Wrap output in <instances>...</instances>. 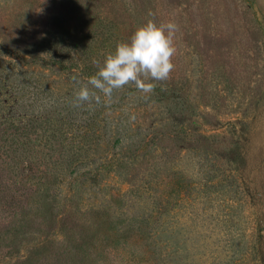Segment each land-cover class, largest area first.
<instances>
[{
    "label": "rangeland",
    "instance_id": "374dc122",
    "mask_svg": "<svg viewBox=\"0 0 264 264\" xmlns=\"http://www.w3.org/2000/svg\"><path fill=\"white\" fill-rule=\"evenodd\" d=\"M88 4L91 65L174 21L169 78L74 107ZM6 115L0 264H264V0H0Z\"/></svg>",
    "mask_w": 264,
    "mask_h": 264
},
{
    "label": "clouds",
    "instance_id": "9594fccd",
    "mask_svg": "<svg viewBox=\"0 0 264 264\" xmlns=\"http://www.w3.org/2000/svg\"><path fill=\"white\" fill-rule=\"evenodd\" d=\"M177 31L174 21L157 24L149 19L135 26L126 41L117 42L102 61H94V75L86 82L76 81L73 106L100 104L101 96L104 102L111 103L114 93L129 85L150 94L155 87L150 81L166 80L174 70Z\"/></svg>",
    "mask_w": 264,
    "mask_h": 264
},
{
    "label": "trees",
    "instance_id": "16d2710c",
    "mask_svg": "<svg viewBox=\"0 0 264 264\" xmlns=\"http://www.w3.org/2000/svg\"><path fill=\"white\" fill-rule=\"evenodd\" d=\"M92 9H93V7L89 4L86 6V11H88V15H87V18L85 19V23L83 24V22H81V25L79 27L80 30H78L77 26H76V28H74V30H72V33L70 35V40H67L69 42V45L71 46L72 53L75 54L76 56H79L78 57L79 65L81 64L80 66L82 68V71L84 74H86L87 78L94 75L97 70H96V65H93V64L91 65L90 62H89L90 64L87 63L85 61V59L82 57V55H83L82 54V51H83L82 47L84 45H87L88 46L87 49L89 51H92L95 49V47L99 43V41H101L100 43L106 42V40H101V39H99V37H96L98 35H96V31H93L94 24L91 22L92 17H91V14L89 13V11ZM60 43H66V42L64 40H62ZM59 61H61V60H57V63ZM8 83H10V82H8ZM23 85H25V83H23ZM8 118H11V117L8 115H6V117L0 116V121H5ZM145 145H146V143H145ZM141 149H143L142 145H135L134 143H132V144L127 145L126 149L124 151L129 152V154L132 156H136L141 151ZM116 231H117L116 233L119 236V233L121 232V230H116ZM42 246H43V244L40 245V247H39L40 250H41ZM31 256H35V254L31 253V254L27 255L23 261L21 260V257H19L17 259L16 263L17 262H18L17 264L26 263V262H28V260L31 259Z\"/></svg>",
    "mask_w": 264,
    "mask_h": 264
}]
</instances>
